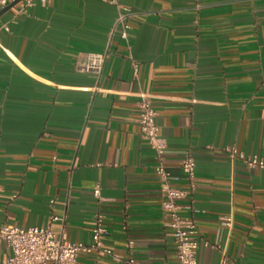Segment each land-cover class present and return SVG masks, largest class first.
I'll return each mask as SVG.
<instances>
[{"label": "crops", "instance_id": "obj_1", "mask_svg": "<svg viewBox=\"0 0 264 264\" xmlns=\"http://www.w3.org/2000/svg\"><path fill=\"white\" fill-rule=\"evenodd\" d=\"M24 2L0 10V225L56 216L58 236L91 244L101 215L116 254L176 264L157 160L137 122L148 94L171 185L188 193L180 213L208 243L198 263L264 264V169L226 151L264 157V0H120L134 13L128 40L114 32L112 0H36L21 12ZM102 53L100 78L81 71ZM9 255L0 245V262ZM78 264L123 263L83 254Z\"/></svg>", "mask_w": 264, "mask_h": 264}, {"label": "built area", "instance_id": "obj_2", "mask_svg": "<svg viewBox=\"0 0 264 264\" xmlns=\"http://www.w3.org/2000/svg\"><path fill=\"white\" fill-rule=\"evenodd\" d=\"M16 0H0V10L6 8ZM36 0H25L21 12H25L34 5ZM48 4L51 0H40ZM120 10L119 17L114 26V32L118 31L123 40H128L131 30L130 19L134 13L124 8L120 0H112ZM7 29V28H6ZM108 54H89L81 71L101 77ZM135 70L138 69L134 65ZM137 122L142 136L147 140L153 150L157 165L155 172L162 183V211L167 227L177 246L176 264H199L198 250L202 242L195 220L183 216L180 213V200L187 197L188 193L176 189L171 185L172 176L166 168V143L160 136V127L157 122V111L154 108L152 97L148 94H140L138 101ZM232 157L239 158L250 169H264V157L259 155L247 156L233 148L226 150ZM183 172L193 180L196 174V162L193 156L187 155L182 162ZM100 189H95V195L99 196ZM59 218L52 216L46 225L22 228L14 225H0V245H4L10 252L9 257L0 264H78V259L83 254H97L110 257L113 261L123 264H140L134 257L124 258L116 254L104 244L107 233L104 226V218L99 215L92 232V243L69 242L64 235L58 236L52 224ZM233 219H222V225L232 228ZM220 264H234L224 255Z\"/></svg>", "mask_w": 264, "mask_h": 264}, {"label": "water", "instance_id": "obj_3", "mask_svg": "<svg viewBox=\"0 0 264 264\" xmlns=\"http://www.w3.org/2000/svg\"><path fill=\"white\" fill-rule=\"evenodd\" d=\"M20 1H21V0H16V1H15V2H13V3H12L10 6H8V7H7V9H8V8H10L11 6H13V5H15V4H17V3H19Z\"/></svg>", "mask_w": 264, "mask_h": 264}]
</instances>
